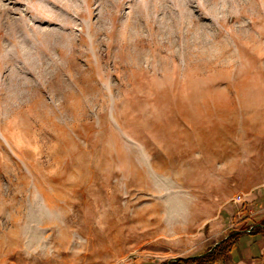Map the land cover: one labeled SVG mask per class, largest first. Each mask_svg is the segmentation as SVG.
<instances>
[{"label":"rangeland","instance_id":"rangeland-1","mask_svg":"<svg viewBox=\"0 0 264 264\" xmlns=\"http://www.w3.org/2000/svg\"><path fill=\"white\" fill-rule=\"evenodd\" d=\"M0 24V67H26L33 83L30 97L25 77L17 79L9 102L19 112L2 115L13 144L0 131V264H162L200 255L262 215L264 114L243 109L236 88L246 78L264 84V0H0ZM151 64L172 79H203L221 104L211 129L223 132L227 156L210 183L195 185L196 195L176 179L168 190L158 185L149 144L124 113L142 100L130 81L150 82L140 67ZM49 84L55 98L43 93ZM112 132L159 193L137 204L125 190L113 199L117 179L103 183L121 168ZM76 162L86 165L84 177L96 175L92 186L64 190L65 208L50 210L36 184L49 190V178H66ZM177 164L184 179L180 170L192 166Z\"/></svg>","mask_w":264,"mask_h":264},{"label":"bare ground","instance_id":"bare-ground-1","mask_svg":"<svg viewBox=\"0 0 264 264\" xmlns=\"http://www.w3.org/2000/svg\"><path fill=\"white\" fill-rule=\"evenodd\" d=\"M1 27L0 24V39L2 37ZM143 70L151 73L150 82L145 84L137 79L130 81L129 84L137 92V97L142 100L138 99V101L126 106L124 113L132 119L131 121L138 132L136 137L149 144L148 151L152 157V164L150 165L149 162L148 164L152 177L157 180L158 185L168 190L169 179L172 181L176 179L181 188L191 195H196L197 188L195 185L198 182L201 184L210 183L215 166L217 163H222L227 156V153L220 149L224 141L223 132L218 130L216 134H213L211 129L213 116L216 112H220L221 104L213 97L212 91L203 79L197 80L190 75L181 80L172 79L167 74L166 69L163 70L160 65L156 64L140 67V71ZM24 73L29 74L26 67H19L17 63L11 67H0V81H9L7 87L4 86V82L0 84V131H2L4 139L10 144H13V139L8 132L3 130L2 115L8 110L19 112L17 109L19 106L13 105L14 102H9V100L13 101L20 89V82L17 81L19 77L26 79V92L29 94L33 91L32 80ZM236 89L239 92L243 109L252 107L261 115L264 114V84L260 85L257 81L246 78L239 81ZM43 93H49L52 97L55 94L50 84L49 90H43ZM32 95L29 94L30 97ZM59 99L56 100L58 106L67 104V99L63 101ZM145 102L151 103L152 111L150 113H147L148 110L144 106ZM64 123H68L66 118ZM73 126L75 127V125ZM60 138L66 143L68 142L69 138L65 128L61 129ZM111 142L110 147L115 148L120 154L113 162L119 164L121 168L120 171L109 170L103 183L106 184V187H110L112 185L111 179L113 177L117 179L113 184V195H115L113 199L117 201L119 194L125 190L127 203L137 204L144 198L145 194L153 197L155 193H159L161 191L159 186L152 188L144 165L124 156L120 139L114 132L111 135ZM196 153L200 154L199 158L195 156ZM183 159L189 161L192 166L184 171L180 170L184 179L176 177L174 172V169L178 167L177 162ZM78 162L74 164L72 173L66 178L50 177L49 190L44 182L36 184L50 210L65 208L66 204L60 203V200L64 199V190L70 189L74 185L78 188L92 186L91 183L96 175L93 173L92 178L81 175L80 170L86 165L83 162ZM108 164L111 165L112 161H109ZM97 167L100 168L98 165ZM215 172L220 173L218 169ZM175 192L179 191L175 190ZM134 194L136 197L132 199L131 196ZM18 222V220L12 222L6 220L3 222V226H17ZM30 224L35 225L33 217Z\"/></svg>","mask_w":264,"mask_h":264},{"label":"crops","instance_id":"crops-1","mask_svg":"<svg viewBox=\"0 0 264 264\" xmlns=\"http://www.w3.org/2000/svg\"><path fill=\"white\" fill-rule=\"evenodd\" d=\"M261 214L259 217L246 219L242 227L237 229L242 234L239 237L238 244L227 259L205 264H264V233H252L253 228L260 221L264 212H261Z\"/></svg>","mask_w":264,"mask_h":264},{"label":"trees","instance_id":"trees-1","mask_svg":"<svg viewBox=\"0 0 264 264\" xmlns=\"http://www.w3.org/2000/svg\"><path fill=\"white\" fill-rule=\"evenodd\" d=\"M257 225L253 228L252 233L263 232L264 233V215L260 219ZM241 232L237 230L230 231L222 240L221 243L212 250L209 254L204 256H190V257H178L176 260L166 261L162 264H205L216 263L218 261L227 259L229 254L233 251L239 241ZM207 249L206 251L210 250ZM205 251V252H206ZM203 252V253H205Z\"/></svg>","mask_w":264,"mask_h":264},{"label":"water","instance_id":"water-1","mask_svg":"<svg viewBox=\"0 0 264 264\" xmlns=\"http://www.w3.org/2000/svg\"><path fill=\"white\" fill-rule=\"evenodd\" d=\"M221 243V241H219V242H217L215 245H213L212 246V248L210 249V250H208V251H206L205 253H202V254H200V255H196V256H204V255H206V254H209L212 250H214L219 244ZM177 258H173L172 260H176ZM171 260H169V262H170Z\"/></svg>","mask_w":264,"mask_h":264},{"label":"built area","instance_id":"built-area-1","mask_svg":"<svg viewBox=\"0 0 264 264\" xmlns=\"http://www.w3.org/2000/svg\"><path fill=\"white\" fill-rule=\"evenodd\" d=\"M245 197H244V195H241V194H239L237 197H236V201L237 202H245V199H244Z\"/></svg>","mask_w":264,"mask_h":264}]
</instances>
